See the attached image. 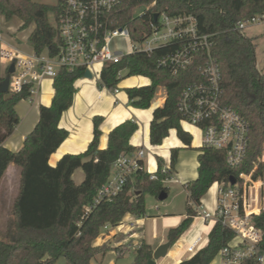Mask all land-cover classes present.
Returning a JSON list of instances; mask_svg holds the SVG:
<instances>
[{
    "label": "trees",
    "instance_id": "16d2710c",
    "mask_svg": "<svg viewBox=\"0 0 264 264\" xmlns=\"http://www.w3.org/2000/svg\"><path fill=\"white\" fill-rule=\"evenodd\" d=\"M143 6L140 15L133 16L135 8ZM59 1L54 4L36 0H0V17L9 20L17 17L20 28L33 25L27 40L35 53L47 51L55 55L61 45L55 18ZM164 12L174 16H194L198 33L208 35L210 53L217 61L220 74L222 103L241 114L249 125V143L244 162L230 166L223 151L200 147L197 156V176L186 184L188 202L184 219L167 231V239L175 242L198 215L194 206L199 204L214 181L227 185L231 176L248 172L262 149L264 141V78L256 67L255 38L243 35L233 27L238 21L264 12V0H118L115 8L104 19L109 27L127 25L131 37L142 38L149 30L154 15ZM52 15L53 22L49 15ZM179 42L168 43L151 54L132 53L119 63L106 65L99 75L98 85L113 90L122 78L118 72L127 70V76L142 75L149 83L124 88L129 104L146 109L150 107L158 86H164L166 97L162 106L152 111L149 124V140L159 145L175 128L177 137L187 146L191 135L180 126L182 113L179 99L183 89L199 80L201 58L186 68L173 72L168 66L159 65V58L176 48ZM83 69L72 71L60 68L53 79L54 93L50 104L39 106L35 126L25 136L17 150L3 145L4 140L19 123L16 104L30 99L26 89L21 92H0V181L8 165L13 164L18 173V185L13 196L9 217L0 227V264H61L64 258L69 264H91L96 255L114 250L118 257L131 250L133 259L129 264H151L153 250L144 240L137 245L132 242L115 245L110 240L95 244L105 225H117L125 214L145 216V195L157 198L161 191L168 192L162 182L165 173L160 170L155 179L142 170L129 176L122 192L112 199H104L87 209L98 188L110 174L112 163L122 152H132L137 146L130 138L138 129L134 119H126L108 132L107 145L99 147L101 116L93 117V137L81 153H65L54 165L50 155L68 136L59 126L62 112L70 107L75 93L74 82L82 77ZM4 76H0V83ZM178 148L171 149V165L175 167ZM81 168L84 178L76 183L73 172ZM133 188V196L125 194ZM257 223L264 229V216ZM233 238V232L216 221L208 232L207 242L177 264H209L218 251ZM262 247H264V233ZM248 264H259L250 260Z\"/></svg>",
    "mask_w": 264,
    "mask_h": 264
},
{
    "label": "built area",
    "instance_id": "2783aa9c",
    "mask_svg": "<svg viewBox=\"0 0 264 264\" xmlns=\"http://www.w3.org/2000/svg\"><path fill=\"white\" fill-rule=\"evenodd\" d=\"M58 1L59 11L54 21L61 45L55 55L51 56L47 51H23L0 36L4 68L7 70L10 64L14 66L9 74V91L26 89L31 99L37 95L43 81L53 80L60 68L70 71L81 68L83 72L88 70L92 78L99 77L106 65L119 63L125 55L136 52L149 55L155 49L176 41L178 46L159 58V65L168 66L175 73L191 65L195 59L202 60L199 67L201 78L187 85L180 95L181 128L191 137L197 132L200 147L223 151L228 165L237 166L244 162L249 143L248 122L232 107L222 103L217 61L210 53L208 35L198 33L193 15L171 16L158 12L157 17L149 22V30L143 32L141 39L135 40L127 25L109 27V22L104 19L116 7L118 0ZM143 11V6L135 8L133 16ZM256 22H264V12L241 19L233 29L241 30ZM117 76L123 78L121 70ZM118 90L115 87L113 92ZM172 132L177 134L175 128H170L165 138ZM170 147L166 148V155L143 144L138 145L135 151L122 152L112 163L109 176L87 209L122 192L129 176L138 170L145 171L150 179H155L160 170L165 173L163 183L176 182ZM211 189L212 207L206 205L202 198L197 205L190 203L205 223L220 221L233 232L229 244L218 251L220 264H248L250 260L261 264L264 229L258 225L257 218L264 216V141L248 172H241L232 185L229 181L227 185L214 181L207 192ZM125 194L132 198L133 190L128 189ZM107 226L110 225L103 228ZM201 241L202 237L198 236L186 247V252H195Z\"/></svg>",
    "mask_w": 264,
    "mask_h": 264
},
{
    "label": "crops",
    "instance_id": "0c3cea01",
    "mask_svg": "<svg viewBox=\"0 0 264 264\" xmlns=\"http://www.w3.org/2000/svg\"><path fill=\"white\" fill-rule=\"evenodd\" d=\"M1 38L3 37L1 36ZM3 39L7 42H10L5 38ZM3 69L4 74L1 76H5L6 74L4 64ZM133 76L138 77V81H134L130 86H123V92L121 91L122 89L120 88V83H118L117 87L119 88V90L117 93L113 92V90L111 89L106 88L105 86H99V77L86 78L82 76L76 79V81L74 82L75 93L73 95L72 104L69 108L62 112L59 120V126L65 128L68 131V136L50 155L49 163L51 165H54L57 160L65 153L77 154L86 150L93 137L94 116L102 117V121L99 125V128L101 130V135L99 137L100 148H104L107 145L108 132L113 127L125 121L126 119H134L138 123V129L131 136L129 141L130 144L134 146L143 144L148 147L157 149L158 151H160V153L162 152V149L159 148V145H161L163 142L159 145L150 143L149 124L152 118L153 109L157 106H162L165 101L166 89L164 86L157 87L158 89L157 91H155L149 108L142 109L133 107L129 104V99L124 88L140 86L148 84L150 82L148 77L142 75ZM52 83L53 80L45 79L35 97L31 99H21L20 101H18L15 108L19 116V123L15 127L14 131L4 140L3 145L5 147L11 150H17L20 148L25 136L32 130V128L38 121L39 106L41 104L48 105L51 102L54 93ZM145 110L147 112H145ZM194 131L195 130H192V132ZM194 134L195 136L191 137L190 145L187 146L177 137V134H174V132H172L175 140H173L174 145L170 147L169 152L171 155L172 148H178V150L183 148L197 149L196 161L194 163H192L191 161L188 164V166L190 165L191 167H193L196 177L198 167L197 156L199 154L200 138L197 132H194ZM167 142L171 144V141L167 140ZM183 159V155L178 151L177 161L174 167V170L176 172L175 175L178 180L175 183L183 185L185 191L187 192L186 184L189 181L193 180L195 177L186 180L182 179V175L185 174L186 170H184L183 167L181 169H178L177 162H181L183 161ZM150 160L152 165H154L153 158H151ZM80 169L81 168H77L72 174V177L76 183H80L84 178V173L82 169L81 171ZM12 178H17L18 180V173L16 167L13 164H10L8 165L1 181H9ZM202 199L204 200V203L206 205L212 207L211 197L210 201L206 202L204 196L202 197ZM189 204L192 205V203L190 202ZM184 217L185 212L175 214L168 211L165 213H158L155 215V217L151 218L152 220H150V218H147L145 216L138 217L128 213L124 215L122 220L117 225L102 228L101 232L94 242L95 244H100L106 240H110L112 244L122 245L127 244L131 241L132 245L135 246L144 240L146 243L150 244L152 250H154L158 245L169 241L167 239V231L170 228L176 227L184 219ZM180 219L181 221L179 222ZM150 222L155 223L156 233H152V231L147 232V223ZM169 224H172L173 227H169ZM164 233H166L165 237L162 236ZM158 235L159 238H157ZM190 254L191 253L185 252L182 257H174L173 255L168 254L167 251V254L165 256L159 259H153L151 261V264H177L181 260L187 258ZM215 257L219 259L220 264L219 254L217 253ZM94 258L98 264H129L131 263L133 256L131 250L125 251L121 257H118L114 250H110L104 255H96ZM129 259L131 261H128Z\"/></svg>",
    "mask_w": 264,
    "mask_h": 264
},
{
    "label": "rangeland",
    "instance_id": "374dc122",
    "mask_svg": "<svg viewBox=\"0 0 264 264\" xmlns=\"http://www.w3.org/2000/svg\"><path fill=\"white\" fill-rule=\"evenodd\" d=\"M38 2L54 4L56 0H36ZM50 21L53 22V17L49 15ZM21 20L17 17H12L9 20H3L0 18V34L3 38L12 42L18 49L24 51H31V45L27 40L33 25L30 24L27 28H20ZM243 35L255 38V59L256 67L258 71L263 75L264 78V22L249 23L243 29H241ZM2 42L0 40V49ZM3 63L0 56V76L4 74ZM121 74L123 76L120 83L121 91L123 92V86H130L134 81H138V77L127 76V70L122 69ZM158 89V88H157ZM156 89V91H157ZM156 96V95H155ZM145 112H147L145 110ZM171 141V144L167 142ZM174 135L168 136L164 139V142L159 145V148L162 149V154L166 155L168 152L167 147L173 146ZM183 155L184 159L181 162H177L178 169L183 167L186 170L185 174L182 175V179H192L195 177V172L193 167L188 164L192 161H196L197 149L194 148H183L178 150ZM81 171V169H80ZM176 173V172H175ZM18 180L17 178H12L11 180L1 181L0 182V227L5 226L7 219L9 217V207L13 196L17 190ZM168 188V196L159 201L156 197L150 194L145 195L146 202V214L145 217L151 218L155 217L158 213L173 212L175 214L184 213L185 207L188 202L187 192L185 191L183 185L175 182H167L164 184ZM133 190V188H129ZM205 202L210 201V193L206 192L204 195ZM182 219V218H181ZM179 220V222L181 221ZM178 221V220H177ZM214 221L209 220L207 223L197 215L193 218L191 224L188 228L182 233V235L171 244L168 249V254L173 255L174 257H182L185 254V249L189 243H191L198 235H201L202 241L199 244V247L203 246L207 242L208 232L213 226ZM169 227H173L172 224H169ZM152 231L156 233V226L154 222L147 223V232ZM166 233L162 236L165 237ZM159 238V235L157 236ZM128 261H131L130 259ZM61 264H69L64 258H60ZM92 264H98L95 258L91 260ZM209 264H219V259L214 257ZM261 264H264V258Z\"/></svg>",
    "mask_w": 264,
    "mask_h": 264
},
{
    "label": "water",
    "instance_id": "95a60500",
    "mask_svg": "<svg viewBox=\"0 0 264 264\" xmlns=\"http://www.w3.org/2000/svg\"><path fill=\"white\" fill-rule=\"evenodd\" d=\"M154 17H157V14L154 15ZM14 66L13 64H10L6 70V74L3 77L2 82L0 83V92H8V84H9V74L13 71ZM84 77L86 78H92L91 73L86 70L83 74ZM229 183L232 185L235 183V177L231 176L229 178ZM167 197V192L166 191H161L158 195H157V199L159 201L164 200ZM171 246V242L167 241L165 243H162L160 245H158L154 250H153V254L152 257L153 259H159L163 256H165L167 254V251L169 249V247Z\"/></svg>",
    "mask_w": 264,
    "mask_h": 264
},
{
    "label": "bare ground",
    "instance_id": "6f19581e",
    "mask_svg": "<svg viewBox=\"0 0 264 264\" xmlns=\"http://www.w3.org/2000/svg\"><path fill=\"white\" fill-rule=\"evenodd\" d=\"M212 191H213V189H211V190L209 191V193L212 194ZM187 246H188V245H187Z\"/></svg>",
    "mask_w": 264,
    "mask_h": 264
}]
</instances>
